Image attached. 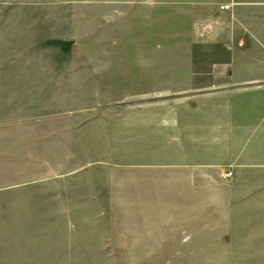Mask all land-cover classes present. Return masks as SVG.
<instances>
[{
    "label": "rangeland",
    "instance_id": "rangeland-1",
    "mask_svg": "<svg viewBox=\"0 0 264 264\" xmlns=\"http://www.w3.org/2000/svg\"><path fill=\"white\" fill-rule=\"evenodd\" d=\"M186 1L0 0V264H264V164L183 161Z\"/></svg>",
    "mask_w": 264,
    "mask_h": 264
},
{
    "label": "crops",
    "instance_id": "crops-1",
    "mask_svg": "<svg viewBox=\"0 0 264 264\" xmlns=\"http://www.w3.org/2000/svg\"><path fill=\"white\" fill-rule=\"evenodd\" d=\"M225 1L230 8L218 10L214 2L210 10L209 0H187L185 30L195 47L224 41L233 56L176 63L181 67L170 75L175 90L165 94L186 107L183 128L194 131L183 161L228 163L237 170L264 164V12L257 9L264 0Z\"/></svg>",
    "mask_w": 264,
    "mask_h": 264
},
{
    "label": "built area",
    "instance_id": "built-area-1",
    "mask_svg": "<svg viewBox=\"0 0 264 264\" xmlns=\"http://www.w3.org/2000/svg\"><path fill=\"white\" fill-rule=\"evenodd\" d=\"M223 7H225V5H223ZM226 174H232V170H231V169H228V170L226 171Z\"/></svg>",
    "mask_w": 264,
    "mask_h": 264
}]
</instances>
